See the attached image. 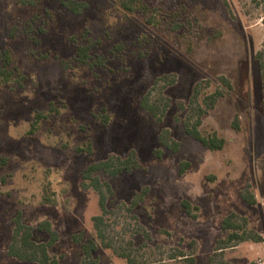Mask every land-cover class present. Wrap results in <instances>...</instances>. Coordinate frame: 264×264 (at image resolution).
Wrapping results in <instances>:
<instances>
[{"label":"rangeland","instance_id":"1","mask_svg":"<svg viewBox=\"0 0 264 264\" xmlns=\"http://www.w3.org/2000/svg\"><path fill=\"white\" fill-rule=\"evenodd\" d=\"M83 1L88 8L74 13L63 0H0V51L18 68L16 80L0 79V155L9 157L0 165V264H38L8 253L19 210L38 241L49 237L39 222L52 221L60 237L50 252L63 264L84 259L75 233L97 242L90 264H127L123 253L140 264L264 260V0H132L133 10L122 0ZM87 37L104 65L77 59ZM199 117L202 133L225 138L223 149L187 132L185 122ZM132 151L141 166L96 173L112 188L103 241L99 193L83 187L82 170ZM182 161L190 163L183 174ZM185 198L199 205L197 218ZM233 211L263 240L219 243Z\"/></svg>","mask_w":264,"mask_h":264},{"label":"trees","instance_id":"2","mask_svg":"<svg viewBox=\"0 0 264 264\" xmlns=\"http://www.w3.org/2000/svg\"><path fill=\"white\" fill-rule=\"evenodd\" d=\"M132 2V0H122L123 5L127 7L128 10L134 9V5ZM63 4L74 13H82L89 6L88 2L83 0H63ZM148 21L150 23L156 24L157 19L152 15H149ZM94 44H96V42L92 37H87V41L85 43L79 44L77 46V59L80 62L89 64L91 66L104 65L105 62L103 56H99L97 57V59H94L91 54V48ZM259 55H261V53H259ZM0 59L2 60V65L0 66V79L4 82L16 80L15 75L16 72H18V68L12 66V57L8 49L0 51ZM18 74V79L20 80L23 75L20 72ZM219 93L221 94L222 92ZM215 99L216 98L211 101V107L214 105ZM143 106L152 111L153 113L155 112V110H153V107L147 104L146 102H143ZM199 115H201V113ZM45 116L46 114L42 111L37 112L35 114V120L33 122L32 129L30 132H34L40 120ZM98 117L103 120V122H106L108 115L99 114ZM200 118L201 117H199L196 121L192 123H190L189 121L185 122L187 132L193 138L201 142L204 146H207L213 150L223 149L226 142L225 138L221 137L215 130H212L206 134L202 133L201 130L198 128L199 124L201 123ZM173 148L177 149L178 147L174 146ZM77 150L81 152L84 149L83 147L79 146L77 147ZM85 150L93 152V145L91 143H88ZM8 161V156L0 155V165L7 164ZM189 164V161H182L179 172L183 174L188 168ZM139 166H141V164L138 160L137 154L132 151L126 157L111 155L104 160L91 162L82 170L83 187L93 188L99 193V201L104 213L103 215H98L95 217V224L98 230V234L103 239V241H105L106 236L102 226L100 225L104 219V214L108 212L106 201L108 198V192H112V188L108 182L102 181L96 173L99 171H104L116 176L122 172H129L133 168ZM147 192L148 189L145 187L140 193L136 195V198L132 201V205L144 200V196ZM241 195L243 199H245L248 203L256 202L255 196L253 194H247L246 191H242ZM45 201L49 203H54V200L49 199L48 196ZM181 204L188 215L193 218L198 217V211L200 209L199 205L194 204L191 200L186 198L181 201ZM13 220L14 229L12 234V240L8 248V253L10 256L16 257L20 260L36 261L38 262V264H63V255L58 256L50 252V248L59 240L60 237L59 231L53 226L51 220L44 219L38 224V228L46 231L49 235L48 239L45 241H38L34 238V227L33 225H30L25 221L22 210H19L17 212ZM245 220L241 222L240 215L234 211L225 216L222 221V226L224 229L229 230V232L224 239L219 240V243L226 244L229 242L240 241L247 238L263 240L260 235L256 236L252 234L253 232L247 231ZM81 236L82 233H75L73 235V238L77 242L81 243L84 254L82 264H90L87 262V260L93 258V252L97 248V242L93 238H89L87 241H82ZM123 256L127 257V264H140L137 263L135 259L131 258L129 254L123 253ZM177 256L181 255H175L174 253V255L170 258H176ZM186 258L190 261L191 264H195L196 259L194 258V256L188 255ZM93 264H97L96 259H93Z\"/></svg>","mask_w":264,"mask_h":264},{"label":"built area","instance_id":"3","mask_svg":"<svg viewBox=\"0 0 264 264\" xmlns=\"http://www.w3.org/2000/svg\"><path fill=\"white\" fill-rule=\"evenodd\" d=\"M258 264H264V260L259 259V260H258Z\"/></svg>","mask_w":264,"mask_h":264}]
</instances>
